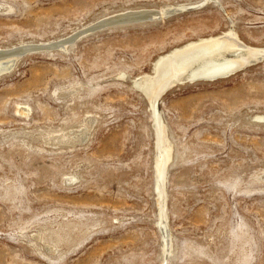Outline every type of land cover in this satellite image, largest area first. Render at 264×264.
<instances>
[{
	"label": "rangeland",
	"instance_id": "obj_1",
	"mask_svg": "<svg viewBox=\"0 0 264 264\" xmlns=\"http://www.w3.org/2000/svg\"><path fill=\"white\" fill-rule=\"evenodd\" d=\"M228 31L264 48V0H0V50L64 42L0 74V264H264V55L153 106L139 86Z\"/></svg>",
	"mask_w": 264,
	"mask_h": 264
},
{
	"label": "bare ground",
	"instance_id": "obj_2",
	"mask_svg": "<svg viewBox=\"0 0 264 264\" xmlns=\"http://www.w3.org/2000/svg\"><path fill=\"white\" fill-rule=\"evenodd\" d=\"M169 12L170 10L156 11L155 9L150 13L153 16H167ZM137 13L143 14L144 12ZM0 51L12 52L11 49ZM228 55L231 56L228 57ZM259 55H264V48H255L243 44L232 31L200 38L174 48L169 53L159 57L156 62L154 61L153 75L142 77L143 82L139 83V86L153 106L157 96L174 83H181L188 78L207 80L225 78ZM13 58L14 56H9V54L0 55V74L8 71L6 68L11 64ZM154 116L157 132L156 147L158 149L155 160L157 173L155 179L159 182V179L161 180L164 175V167L171 157V144L166 141L167 138L165 139L164 126L157 119V113Z\"/></svg>",
	"mask_w": 264,
	"mask_h": 264
},
{
	"label": "water",
	"instance_id": "obj_3",
	"mask_svg": "<svg viewBox=\"0 0 264 264\" xmlns=\"http://www.w3.org/2000/svg\"><path fill=\"white\" fill-rule=\"evenodd\" d=\"M152 19H154V17L152 16V13L140 14V13H137L136 11H133L132 13L125 14V15H122L120 17L109 19V20H106L103 22L101 20L98 23L88 27L87 29L88 30H97V29H102L103 27H107V26H117V25H123V24L139 23V22H144V21L152 20ZM62 45H64V42H60V43L55 42V43L46 44V45L25 44V45H20L18 47H15L14 49H12V52L11 51H0V55H3V54L8 55L9 54V56L10 55L14 56L11 64H9L8 68H6L7 70H10L13 67L15 61L18 58L25 55L26 53L33 52L36 50H40L43 48L52 49V48H56V47L62 46Z\"/></svg>",
	"mask_w": 264,
	"mask_h": 264
}]
</instances>
